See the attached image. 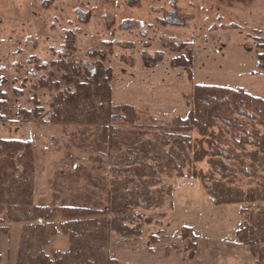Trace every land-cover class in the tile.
<instances>
[{
	"label": "rangeland",
	"instance_id": "rangeland-1",
	"mask_svg": "<svg viewBox=\"0 0 264 264\" xmlns=\"http://www.w3.org/2000/svg\"><path fill=\"white\" fill-rule=\"evenodd\" d=\"M169 12L184 20L181 25L161 22ZM181 42L192 43L183 51L191 75L169 66ZM256 42H264V0H0V139L31 142L34 188L48 204L53 195L59 204L69 194L62 174L74 164H81L98 188H108L113 170L124 168V163L115 166L114 155H94L97 160H91L75 146L78 138L70 140L68 132L75 126L67 125L65 132L48 120L57 93L54 83L65 88L62 70L51 61H74L76 67L88 69L95 60L89 53L104 52V65L112 70L113 103H128L144 112L143 117L166 123L185 116L184 95L194 84L241 87L264 99V70L257 66ZM157 52L163 60L144 67L142 57ZM34 107L42 109L38 119L20 112ZM152 134L149 131L145 138L152 139ZM234 184L253 187L255 180L238 176ZM72 188L97 191L84 175ZM149 191L161 198L159 207L138 205L124 214L127 225L140 226V236L110 234L109 254L118 263L143 256L163 259L176 250L175 257L190 264H252V258L256 264V257L236 238L243 222L239 205L216 206L199 180L174 174L162 175L160 184ZM100 194L104 199L105 192ZM263 206L255 203L248 208L256 212ZM52 220L62 222L59 214ZM164 223L168 236L160 230ZM180 226L191 227L198 237L190 259ZM151 235L155 243L149 240ZM157 243V253L150 254ZM14 244L9 240L3 245L2 264H15ZM66 249L67 239L59 234L45 252Z\"/></svg>",
	"mask_w": 264,
	"mask_h": 264
},
{
	"label": "trees",
	"instance_id": "trees-1",
	"mask_svg": "<svg viewBox=\"0 0 264 264\" xmlns=\"http://www.w3.org/2000/svg\"><path fill=\"white\" fill-rule=\"evenodd\" d=\"M183 21L173 12L161 20L165 25H181ZM191 45L181 42L169 66L191 75L183 54ZM255 47L257 66L264 70V42H256ZM89 56L95 60L88 69L76 67L74 61H51L62 70L60 79L65 88L54 83L57 93L48 120L65 132L67 125L75 126V131L68 132L70 140L78 138L75 146L91 160H97L94 155H114V165L124 163L125 167L113 170L108 188H98L82 165L74 164L71 171L62 174L69 194L59 204L53 195L46 206H36L31 142L0 139V236L9 237L8 224H21L15 264H118L109 254L110 234L138 238L140 226L127 225L125 212L138 205L159 207L161 198L149 188L160 184L162 175L173 174L199 180L216 206L239 205L243 222L236 238L256 257V264H264V206L256 212L248 208L249 204L264 203V99L241 87L194 84L184 95L185 116L158 123L128 103H113L112 70L104 65L105 53L92 51ZM163 57L159 52L146 55L142 63L153 67ZM20 112L38 119L42 109ZM149 131L152 139L145 138ZM81 175L97 191L73 190ZM238 176L254 179V186L235 185ZM56 214L62 218L59 224L52 220ZM58 232L66 237L67 249L48 255L45 247ZM180 236L188 239L184 250H189L190 259L198 237L189 226L180 228ZM149 240L157 241L155 235Z\"/></svg>",
	"mask_w": 264,
	"mask_h": 264
},
{
	"label": "crops",
	"instance_id": "crops-1",
	"mask_svg": "<svg viewBox=\"0 0 264 264\" xmlns=\"http://www.w3.org/2000/svg\"><path fill=\"white\" fill-rule=\"evenodd\" d=\"M33 204L36 205V206H46L48 204V201L46 202L45 200H43V197H38V195L36 194L35 188H34V193H33ZM8 226H9V229H10L9 237L3 236V235L0 236V255H1L0 264H2L1 261L3 259V252H2L3 245L4 244L7 245L9 240L15 241V244H14L15 256H16V252H17L19 235H20V230H21V224H8ZM160 230H162V234L164 236H168V233L166 232L165 223L163 224L162 227H160ZM59 234H60V232H58L56 234V236L59 235ZM56 236L52 237L49 240L48 246L51 245L52 240ZM157 247H160L159 243H157L155 246H153V251H151L149 253L153 254L154 251L157 253V251H158ZM175 254H176V250H173L172 252L168 253L167 257H165L163 259H156V258H152V257L151 258H149V257L145 258V256H143L142 258H136V260H128L126 264H190L189 263L190 260L189 261H185V260L181 259V257L180 258H178V257L176 258ZM118 264H120V262ZM252 264H255V259H253V258H252Z\"/></svg>",
	"mask_w": 264,
	"mask_h": 264
}]
</instances>
